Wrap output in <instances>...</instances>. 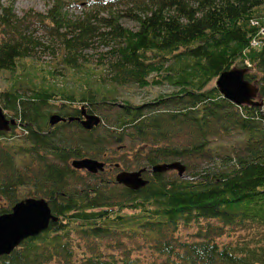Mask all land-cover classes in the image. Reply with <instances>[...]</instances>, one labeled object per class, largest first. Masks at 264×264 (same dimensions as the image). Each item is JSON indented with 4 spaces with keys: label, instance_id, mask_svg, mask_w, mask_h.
<instances>
[{
    "label": "trees",
    "instance_id": "1",
    "mask_svg": "<svg viewBox=\"0 0 264 264\" xmlns=\"http://www.w3.org/2000/svg\"><path fill=\"white\" fill-rule=\"evenodd\" d=\"M14 1L0 0V70L47 46L35 24L55 38L71 69L89 66L85 50L106 47L97 62L108 80L97 78L81 105L59 112L47 108L56 96L48 89L1 92L21 128L0 131L13 138L0 147V213L38 197L57 219L1 254L0 264H264V0H50L46 13L23 15ZM233 67L248 69L261 103L239 104L209 86ZM165 81L171 92L143 104L117 103L102 91ZM101 106L115 109L101 115ZM84 112L99 114L100 123H50L53 113ZM86 157L104 169L72 164ZM174 160L184 161L183 175L153 170ZM142 168L141 187L117 180ZM239 230V238L218 240Z\"/></svg>",
    "mask_w": 264,
    "mask_h": 264
},
{
    "label": "rangeland",
    "instance_id": "2",
    "mask_svg": "<svg viewBox=\"0 0 264 264\" xmlns=\"http://www.w3.org/2000/svg\"><path fill=\"white\" fill-rule=\"evenodd\" d=\"M3 1L8 4L11 0ZM50 5V0L14 1V9L19 15H23L28 11H30L31 14L35 11L46 13ZM69 11L74 15L83 12V10L79 9L78 7H72L69 9ZM123 23L131 27L137 26L135 21L129 20L127 18L123 19ZM35 26V24H32V27H30L31 30L39 35L47 44V46L39 47L34 55L20 59L15 69L0 70V103L3 104L4 102V98L1 96V92L4 90L18 89L21 93L31 94L34 92L35 88H45L53 91L56 94L52 102L47 106V108L51 109L52 112H59L60 107L70 109L73 105H81L84 102L81 100V96L83 94H88L90 88L91 90L93 89L94 92L97 90V78H100L101 80L105 79L106 81L108 80L107 77H104V71L97 62L100 50H105L106 47L98 45V48H90L85 50L86 55L90 60L89 66H84L80 69H71L65 65L62 59V49L59 48L55 38L41 27ZM238 64L239 66H243L241 63ZM212 85H216V79L210 82L209 86ZM106 86L110 87L112 85L111 83H106ZM172 89L173 86L169 82L165 81L163 83H152L146 86H140L138 84L116 85L115 88L111 90H108L104 86L102 91L106 92L110 96L118 97L117 103H122L127 100L132 103L143 104L154 101L162 95H167ZM68 94H73L75 99H66ZM95 96L97 100H101L102 93L95 94ZM258 99H261V95L258 96ZM114 109L108 108V106H101L96 112L104 115L110 114L112 111L114 112ZM5 111L7 115L10 114L9 116H11L12 111L9 108H5ZM22 137L23 136L20 138ZM12 140L13 138H10L8 135L0 134V147L2 145L6 146ZM219 141L220 140H216L215 143ZM121 151L122 149H119L117 153H120ZM133 157L134 156L131 153V155L128 157L129 162H133ZM185 163L187 164V162ZM193 164H196V166L198 165L199 167L200 163L198 161H194ZM202 165H205V162H203ZM122 167L124 166L122 165ZM129 167L135 168L136 164H132ZM168 173L170 175H178V172L175 169L172 171L169 170ZM26 193L27 189L25 187L20 188V194L22 197L27 195ZM0 201H6V199L3 197L0 199ZM195 230L196 227L193 226L183 228L181 232L182 234L186 235L188 232H192L193 234ZM242 231L243 230H239L237 232H233L232 234H224L218 237V240L228 241L231 238H239L243 236L240 233Z\"/></svg>",
    "mask_w": 264,
    "mask_h": 264
},
{
    "label": "water",
    "instance_id": "3",
    "mask_svg": "<svg viewBox=\"0 0 264 264\" xmlns=\"http://www.w3.org/2000/svg\"><path fill=\"white\" fill-rule=\"evenodd\" d=\"M248 69L245 67H233L220 74L216 85L225 97L239 104L261 103L258 99L260 88L256 82L248 80L245 76ZM81 120L87 128H92L101 121L99 114L84 112V118L65 117L59 113L50 116V123L63 120ZM16 123L14 117H8L0 103V131L9 130L12 124ZM72 164L77 168H85L93 172L103 170L104 161L96 158H81L73 160ZM177 169L180 175L184 174L186 165L181 160L163 162L153 166L154 171H165ZM145 168L139 170H123L117 174V180L124 184L138 188L147 183L148 179L142 176ZM57 216L52 213L51 207L45 198L27 197L15 202L12 210L0 213V255L13 250L24 238L35 235L46 229L51 220Z\"/></svg>",
    "mask_w": 264,
    "mask_h": 264
}]
</instances>
